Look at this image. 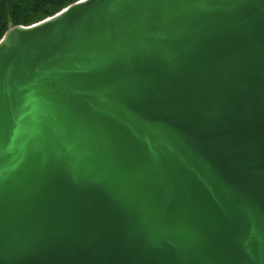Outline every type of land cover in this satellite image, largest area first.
Masks as SVG:
<instances>
[{
  "label": "water",
  "instance_id": "1",
  "mask_svg": "<svg viewBox=\"0 0 264 264\" xmlns=\"http://www.w3.org/2000/svg\"><path fill=\"white\" fill-rule=\"evenodd\" d=\"M0 264H264V0L8 28Z\"/></svg>",
  "mask_w": 264,
  "mask_h": 264
},
{
  "label": "trees",
  "instance_id": "2",
  "mask_svg": "<svg viewBox=\"0 0 264 264\" xmlns=\"http://www.w3.org/2000/svg\"><path fill=\"white\" fill-rule=\"evenodd\" d=\"M76 0H0V38L15 25H28L53 15Z\"/></svg>",
  "mask_w": 264,
  "mask_h": 264
},
{
  "label": "snow or ice",
  "instance_id": "3",
  "mask_svg": "<svg viewBox=\"0 0 264 264\" xmlns=\"http://www.w3.org/2000/svg\"><path fill=\"white\" fill-rule=\"evenodd\" d=\"M78 2H81V3H82V2H83V0H78Z\"/></svg>",
  "mask_w": 264,
  "mask_h": 264
}]
</instances>
